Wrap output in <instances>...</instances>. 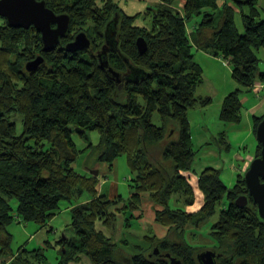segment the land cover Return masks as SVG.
Returning a JSON list of instances; mask_svg holds the SVG:
<instances>
[{"label":"trees","instance_id":"obj_1","mask_svg":"<svg viewBox=\"0 0 264 264\" xmlns=\"http://www.w3.org/2000/svg\"><path fill=\"white\" fill-rule=\"evenodd\" d=\"M38 1H45L58 15H68L71 25L61 44L49 53L35 27L11 28L5 19L0 25V256L14 264H31L23 253L12 254L9 226L17 221L50 228L67 202L73 235L59 242V264L83 260L87 264H171V258L199 264L197 256L206 250L216 254L218 264H264V220L244 176L238 175L237 184L228 189L220 170L206 168L196 177L203 207L187 212L176 209L174 201L179 197L188 206L195 204L190 172L200 152L194 149L189 112L212 101L197 97L204 70L194 48L231 66L237 88L225 97L220 119L240 124L242 95L254 92L258 84L264 86L258 55L264 49L261 0H184L183 14L177 8L179 0H159L135 16H128L114 0H104L102 7L99 0ZM236 10L242 13L244 33L236 26ZM194 16L202 21L188 33V21ZM141 17L150 18L149 28L136 25ZM111 22L117 23L119 41L117 48L108 47L105 58L124 78L120 83L100 66L99 54ZM82 32L91 40V49L68 53L66 46ZM140 38L148 45L145 54L137 47ZM38 57L44 63L28 72L26 65ZM14 113L23 117L21 135L11 121ZM156 115L161 126L154 123ZM263 120L264 115L254 118L256 136ZM90 131L98 132L101 142L79 150L74 134L87 139ZM226 136L221 133L219 142L230 152ZM88 150L110 170L126 156L134 175L127 202L103 194L94 170L82 175L74 168ZM261 151L258 143L255 159ZM85 193L89 199L81 201ZM147 195L155 207V222L168 229L167 235L145 237L141 252L123 263L116 258L122 249L116 233L118 217L130 227L133 214L144 212ZM242 196L249 197L244 209L236 205ZM225 198L227 206L208 235L210 246L189 244L187 233L191 230L192 238L198 236ZM30 254L46 264L42 249Z\"/></svg>","mask_w":264,"mask_h":264},{"label":"rangeland","instance_id":"obj_2","mask_svg":"<svg viewBox=\"0 0 264 264\" xmlns=\"http://www.w3.org/2000/svg\"><path fill=\"white\" fill-rule=\"evenodd\" d=\"M183 1L184 0H179L177 3V8L182 14ZM149 2L151 4L150 0ZM98 4L102 7L104 0H99ZM147 4L148 0L118 1V5L128 16H135L139 13H144L149 7L153 6V4H149L150 6H147ZM260 8H264V0H261ZM244 11L247 13L248 10L245 9ZM4 21V19L0 18V25H2ZM201 21L202 17L200 16H194L191 20H189L187 25L188 33H192L194 30L193 28L200 24ZM235 21L239 31L244 33L242 13L238 10L235 11ZM136 25L138 27L149 28L151 26V20L150 18L141 17L136 21ZM114 39L119 40L117 29ZM194 53L196 61L204 70L203 84H201L197 90V97L212 99L210 106L202 107L200 105L189 112L191 135L195 146L194 149L195 151L200 152L198 154V159L202 158L203 160L209 162L216 160L223 161L224 166L220 174L221 179L226 184L227 188L231 189L237 184L238 175L244 176L245 178L247 173L245 171L240 174V169L243 170L242 167L245 164L243 162L235 161L236 154L240 152V155L245 160H248L250 157H256L258 140L254 133V118L257 117L258 114L253 111L256 107V101L251 93L242 95V100L245 95L249 97V100L242 102L243 109L241 114V123L239 125H230L223 122L220 119V115L223 102L226 97L225 95H229L231 89L237 85L232 75V68L227 61H224L223 59H216L195 49ZM258 55L262 60L259 70L264 73V49H261ZM262 88V85H256L255 92L259 94ZM258 112H262L261 116H263L264 108H259ZM11 121L16 124L17 132L21 135L24 129L23 117L18 113H14L11 116ZM154 123L157 126L162 125L158 115L155 116ZM223 132L227 135L226 140L230 144V152H228L227 148L219 142V135ZM87 137V139H82L77 133L74 134V140L79 150L87 148L90 143L96 146L101 142L100 134L96 131L88 132ZM244 145L245 148L243 147ZM232 164L237 166L234 170ZM74 168L82 175H88L92 172V170L98 171L101 191L103 194L110 197V199L121 196L125 202L128 201L131 193L130 185L134 175L130 170L126 156L120 157L114 163L113 169L110 170L108 164L99 163L96 155L91 150H88L80 158H78L74 164ZM190 175L192 177L191 183L195 187V204L193 206H188L185 204V201L179 199V197L178 200L180 201H174L177 207L176 209H182L187 212H198L204 205V195L200 189L196 188L197 179L194 173L190 172ZM95 177L97 178V176ZM112 190H115L117 193L116 196H111L110 193ZM87 199H89V196L85 193L81 201H86ZM227 203L228 199L225 198L223 203L218 206L214 217L199 229L197 232L198 236L192 238L194 235L191 234V230L187 233L190 235L186 237L189 244L202 247L210 246V237L208 235L211 231L213 223L218 220L220 212L225 206H227ZM67 204V202L62 203L61 213L51 222L50 228L46 227L40 229V227L35 223L21 224L17 221L10 225L8 231L12 235V254L14 256H18L20 253H23L24 258H27L31 264H43L30 254L32 251L42 249L43 258L46 264H59L62 250L59 242L65 237L73 235L72 230L69 228L71 223V214L70 210L67 209ZM12 205L14 209H16L17 202L13 201ZM129 216H131L130 213L127 217ZM118 218L119 220L116 224V233L121 238L119 239L118 236L117 240L120 241L122 249L118 251L119 253L117 252L116 258L123 263H126L129 257L138 255L141 252L140 247L144 246L145 237L154 236V234L159 235L163 233V230L166 231V228H163L160 225L156 228L152 223L146 222L150 221L147 217H137V214L136 216L133 214L131 220L129 219L130 227L124 226L125 218ZM155 252L156 254L161 255L160 249L156 248ZM167 255L170 254L167 253L166 256ZM0 264L14 263L11 259L0 256ZM80 264L87 263L83 260Z\"/></svg>","mask_w":264,"mask_h":264},{"label":"water","instance_id":"obj_3","mask_svg":"<svg viewBox=\"0 0 264 264\" xmlns=\"http://www.w3.org/2000/svg\"><path fill=\"white\" fill-rule=\"evenodd\" d=\"M0 18L7 21L11 28H20L28 30L35 27L41 33L46 53L52 52L61 44L70 30L71 19L66 14L58 15L48 8L45 1L38 0H0ZM117 23L111 22L106 29V45L103 52L99 55L100 66L117 83L123 81L121 74L117 73L111 66L105 55L109 51L110 44L115 40ZM92 42L87 34L82 32L78 34L75 40L66 46L68 53L87 52L91 49ZM137 47L140 54H145L148 50L147 42L144 38L137 40ZM114 48V47H113ZM112 48V49H113ZM117 48V47H116ZM44 63L43 57L28 62L26 69L28 72L36 71ZM257 140L262 146L261 156L254 159L249 170L245 175V182L249 191V196L256 204L261 219L264 220V120L257 129ZM93 176H98L99 172H92ZM237 207L244 209L249 205V197L242 196L236 201ZM168 258L169 255H167ZM216 254L207 250L199 253L197 258L199 264H218ZM171 264H182L177 258H171Z\"/></svg>","mask_w":264,"mask_h":264},{"label":"crops","instance_id":"obj_4","mask_svg":"<svg viewBox=\"0 0 264 264\" xmlns=\"http://www.w3.org/2000/svg\"><path fill=\"white\" fill-rule=\"evenodd\" d=\"M118 1L119 0H114V2H116V3H118ZM139 1V0H138ZM140 1H145V0H140ZM151 1V4H153V6L155 5V4H157V3H159V0H150ZM150 4V2H149V0H148V4H147V6ZM150 4V5H151ZM149 5V6H150ZM195 50H197V48H194ZM197 51H199V50H197ZM199 52H203V53H205V54H207V55H209L208 53H206V52H204V51H199ZM195 54V53H194ZM209 56H211V55H209ZM211 57H213V56H211ZM215 58V57H214ZM216 59H221V58H216ZM228 63V62H227ZM263 88H264V86H262ZM236 88H237V85H235L234 87H233V89H231V92H233V91H235L236 90ZM262 90V89H261ZM230 92V93H231ZM229 93V94H230ZM252 94V96H254V99H255V105H256V107L254 108V112H257L256 114H258L257 116H261V113H259L258 112V109L259 108H261V109H263L264 108V95H263V90L262 91H260V93L259 94H257L255 91L254 92H252L251 93ZM225 96H227V95H225ZM244 98H243V100H242V102H245V101H248L249 100V97L248 96H243ZM263 114H264V112H263ZM262 114V115H263ZM230 125H235V124H230ZM237 125H239V124H237ZM252 134V133H251ZM245 144H246V142H245ZM207 146H208V144H207ZM244 148H245V145L243 146ZM257 148H258V144H257ZM205 149H209V148H205ZM231 150V149H230ZM242 150V149H241ZM236 159H235V161L236 162H243L245 165L242 167L243 168V170H241L240 169V174H241V172H247L248 171V169L250 168V165H251V163L253 162V160L255 159V157L253 158V157H250L248 160H245V159H243L242 158V156L240 155V152H238L237 154H236ZM223 166H224V164H223V161H218V160H216V161H205V160H203L202 158H200V159H198L197 158V160L195 161V164H194V167H193V170H192V173H194V175L196 176V177H198L206 168H209V167H212V168H215V169H217V170H222V168H223ZM99 167V166H98ZM232 167H233V170H234V168H236L237 166L236 165H234V164H232ZM197 179V178H196ZM196 188L198 189V187L196 186ZM111 196L113 197V196H116V192H115V190H112L111 191ZM111 197V198H112ZM143 206H144V209H143V213H142V210L140 211V212H138L137 213V217H141V218H144V217H147L150 221H146V222H148V223H152L153 225H155V227L157 228L158 227V224L155 222V214H154V205L153 204H151L150 202H149V199H148V195L146 196V198L144 199V201H143ZM167 232H168V229H166V231L165 230H163V233H161V234H159V235H156V236H158L159 238H164L166 235H167ZM155 235V234H154Z\"/></svg>","mask_w":264,"mask_h":264},{"label":"flooded vegetation","instance_id":"obj_5","mask_svg":"<svg viewBox=\"0 0 264 264\" xmlns=\"http://www.w3.org/2000/svg\"><path fill=\"white\" fill-rule=\"evenodd\" d=\"M117 27H118V26H117ZM117 27H116V28H117ZM118 41H119V40H114L113 43L110 44L109 48H110V49H112L113 47L116 48V47L118 46ZM100 54H101V53H100ZM100 54H99V55H100Z\"/></svg>","mask_w":264,"mask_h":264}]
</instances>
